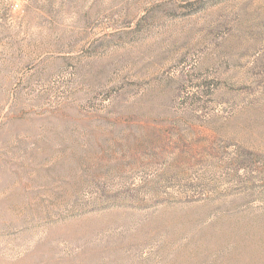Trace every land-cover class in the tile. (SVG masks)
<instances>
[{
  "label": "rangeland",
  "instance_id": "rangeland-1",
  "mask_svg": "<svg viewBox=\"0 0 264 264\" xmlns=\"http://www.w3.org/2000/svg\"><path fill=\"white\" fill-rule=\"evenodd\" d=\"M0 264H264V0H0Z\"/></svg>",
  "mask_w": 264,
  "mask_h": 264
}]
</instances>
